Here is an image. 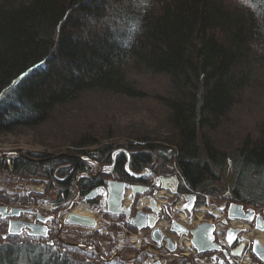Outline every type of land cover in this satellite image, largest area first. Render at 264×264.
Listing matches in <instances>:
<instances>
[{
  "label": "trees",
  "instance_id": "1",
  "mask_svg": "<svg viewBox=\"0 0 264 264\" xmlns=\"http://www.w3.org/2000/svg\"><path fill=\"white\" fill-rule=\"evenodd\" d=\"M149 75L165 82L164 92L153 95L167 110L169 154L154 155L163 146L150 143L130 146L112 161L113 147L104 145L100 156L3 157L0 170L19 181L46 180L55 204L76 194L80 182L73 178L88 167L83 155L112 163L114 179L127 176L125 166L174 173L161 170L172 164L184 182L213 196L210 182L217 180L225 152L210 132L264 75V0H0V133L38 125L85 91L141 98L146 90L135 79ZM232 156L231 199L264 206V125L246 134ZM34 196L17 193L14 199L29 203ZM5 198L2 193L7 206ZM38 239L7 234L0 240V264L140 260L102 259L93 250L66 243L56 248Z\"/></svg>",
  "mask_w": 264,
  "mask_h": 264
},
{
  "label": "rangeland",
  "instance_id": "2",
  "mask_svg": "<svg viewBox=\"0 0 264 264\" xmlns=\"http://www.w3.org/2000/svg\"><path fill=\"white\" fill-rule=\"evenodd\" d=\"M135 82L140 88L146 90H144L146 94H143L141 98L100 90L85 91L72 102L55 108L47 120L38 125L32 127L17 126L12 131L0 133V159L21 156L22 154L29 157V154H43L50 158L63 153L81 155L82 152H88V154L92 152V154L98 155L100 147L111 145L113 150L110 159L114 161L117 154L120 151L127 152L128 147H145L150 143L163 146L157 147L154 155H157L158 151L169 154L170 151L165 149L172 148L167 141L171 137L170 126L166 120L167 110L154 99L153 95L156 92L159 94L164 92L165 82L162 77L150 75L137 77ZM263 125L264 75L263 82L258 83L257 87L245 91L241 100L231 109L223 123L216 126L213 132H210L216 146L225 152L223 167L215 174L217 180L214 183L210 182V186L213 185L215 191H212L214 194L211 200L210 198L208 200V206H215L221 214H223L221 210L224 206L228 207L229 202L234 201L231 198L236 176L232 151L246 134L255 135L259 126ZM83 157L85 156L83 155ZM101 166L102 168L108 167V170L113 168L112 163L101 164L95 161L88 164L86 172L94 174L96 169ZM166 169L173 172L176 170L172 164H166L161 170ZM8 175L7 170H0V195L4 193L5 197L8 198V201H4V203L8 204V207L12 205L17 208L31 209L48 219L45 225L51 231L48 229L50 232L46 238L38 237L41 242L51 238L56 241V236H59L70 245L75 241L79 243L80 236H84L81 241L86 239V246L99 247L100 252L103 253L102 247L105 245L103 241L110 240L111 246L107 254L108 257L106 256L107 259L114 256L130 262L140 257L139 264H154L153 262H156L157 257L154 256L156 255L154 252H158L160 246H157V242L149 240V229H141L138 232L133 230L128 233L120 225L118 216L105 213L106 207L99 201L94 203L93 208H88L87 203L81 199H77L71 208L72 199L55 204L53 202L55 196L49 193L50 190H47L49 187L46 180L19 181L15 176ZM79 175L76 174V179ZM17 193L20 196L33 193L38 196L33 197L34 201L21 203L14 199V195ZM163 194L164 190L157 194L156 199L159 204L165 201V198L161 197ZM143 201L145 204L148 203V198L141 196L138 206H141ZM256 201L261 200L256 199ZM2 202L0 201V205H4ZM125 202H128V197ZM79 206L87 207L88 214L96 220V226L88 228L62 223L60 227V221L66 215L67 209L76 212ZM252 207L259 209V211L264 209V206L261 205L257 207L251 205ZM180 213L183 212L177 210L172 214L174 220L180 222ZM194 215L193 222H188L186 217V222L191 225L189 227L194 226L199 219L204 218L207 214H203V210L199 209L195 211ZM20 217L34 219V214H21ZM58 217L60 221H57ZM245 224L243 221H234L231 226H246ZM7 226L8 220L6 218L0 219V240L6 238ZM58 226L61 230L59 234ZM249 227L255 229L251 225ZM250 228L249 230L246 229L242 236L246 237V233L251 230ZM20 235L21 237L25 236L24 232ZM253 240L254 238L249 237L248 239L247 237V246H252ZM185 246L187 247L186 251L182 249ZM53 247L57 248L58 243L56 242ZM177 251L188 254V256L193 255L190 243L185 242V240L180 242V249L177 248ZM103 257L105 258V256ZM203 262L204 264H212L208 260ZM226 263L260 264V261L249 248H246L241 257H231ZM167 264H183V261L168 259Z\"/></svg>",
  "mask_w": 264,
  "mask_h": 264
},
{
  "label": "flooded vegetation",
  "instance_id": "3",
  "mask_svg": "<svg viewBox=\"0 0 264 264\" xmlns=\"http://www.w3.org/2000/svg\"><path fill=\"white\" fill-rule=\"evenodd\" d=\"M81 158L83 160H86L88 162V164L95 162L94 160H91L89 157H86V156L85 157L82 156ZM107 168H105V167L102 168V166H101L100 168L96 169V172L94 174L86 172V170H85L83 172L78 173L80 175L77 179L75 177L76 175L74 176V178H73L74 182H76V183H78V181L80 182V183H78V188H77V192H76V194L78 193V196L76 197L75 201L77 199L83 200V202L87 203L88 208H93L94 203H96V201H99V203H102L106 207V197H107V194L105 191L106 182L108 180L121 181V182L128 184L129 186H135V189L133 190V191H135L134 194L128 188L129 186L125 187V191L123 194V201H122V203L124 205L130 206L131 212H130V217L128 219H131L135 216L137 211H142L145 214L151 213V210L147 207V203L146 204L144 203L143 205L138 206V201L140 200L141 196H146L148 198V200H149V198H152V197L155 199L157 198L158 192L163 190L161 188V181L159 179L160 176H168V177L176 176L177 177L176 191H175V193H171L167 189L164 190V194L161 197H164L165 201L161 203L160 210L157 213L158 218L163 220L165 223H167V225H170L171 222L174 220L172 214H174L177 210L181 211L183 213H186L188 222H193L194 216H195L194 215L195 211H197L199 209L203 210V214L204 213L207 214L204 218L199 219V221L196 222V224L194 226H192V227L186 226V227L190 229V228L197 226L200 223H208V224L212 225L213 226L212 233H211L212 234V240L210 241L209 245H211V246L219 245L220 249H216V250L213 249V250L206 251V252H197L193 248V246L190 244V246L192 247L193 255L188 256V254L179 253L177 251V249L174 252H172V254H171L165 248V244H163L162 246L158 247V249H159L158 252H154L156 254L154 256L157 257V259L155 261L158 262L159 264H161V263L167 264L168 259H177V260L179 259V260L183 261V264H196L197 260H199L197 262L198 264H199V262H201V264H204V262H203L204 260H208V261L212 262V264H227L226 262L229 261L231 257H235V256L231 255V252L234 251V249L238 245H240L242 243L244 244L243 248L241 250V255L239 257H241L244 254V252L246 251V248H249L251 250L252 246H247V244H246L247 240H246L245 236H242V233L246 229L249 230L250 225L252 227H254L256 215H260L264 218V209H261L259 211V209L257 210L254 207L251 208L250 204L232 201L234 203L242 204L244 212L247 213L248 211H251L252 214L254 215V217L253 218L249 217L246 220L239 219V218H236V219L235 218H229V217H227V208L228 207L226 205L224 206L223 210H221V212L223 214L219 213L220 210L215 208V206H208V204H209L208 200H209V198L211 200L212 196L201 193L195 187H191L190 184L184 182L182 180L181 176L179 175L178 171L174 172V173H166V172L152 171V170L147 168V169H143L139 172H133V171L129 170L127 166H125V172H126L127 176L114 179L112 177L113 168L109 169V170ZM83 178H86L88 181L85 182ZM86 184H88V186ZM83 185L87 186V187L82 188ZM140 191H143V192L140 193ZM212 191H215V188H213ZM75 195L73 197H75ZM186 196H187V198H186ZM127 197H128V202L126 203L125 199H127ZM71 199H73V198H71ZM232 202L230 201L229 204ZM210 203H211V201H210ZM31 211L32 212L28 213V214H30V215L34 214V219H29V218L27 219V218H23V217H19V218L25 222L39 223L36 219V213H38V212H33V210H31ZM28 214H26V215H28ZM117 216H118V219L120 221V225L125 229L126 232L129 233L130 231H133V230H135V232L139 231V229L137 227L133 226L129 221H127V218L124 214H119ZM47 221H48V219H47ZM57 221H60L59 217L57 218ZM234 221H243L244 223H246L245 224L246 226L247 225H249V226H247V227L246 226H237V225L231 226L232 222H234ZM177 222H179V221H177ZM229 229H238L235 236L233 237V242L231 245L228 244V240H227V235H228ZM49 230H48V234L51 231V230L50 231ZM60 231L61 230L58 226V234ZM24 234H26V232H24ZM80 237H81L80 240H82V238H84V236H80ZM188 239H190V238L188 237ZM84 240L87 243L86 239H84ZM56 242L57 243H63L62 239L59 236H56V241L54 240L53 245H55ZM73 244H74V246L79 247L81 249L93 250L91 248L96 247L94 245L93 246L87 245L85 247H80L76 243H73ZM53 245H51V246H53ZM110 246H111V242L109 240H107L104 247H102L103 253L100 252V255L105 256V258L103 257L104 259H107L106 256L109 252ZM100 250L101 249L99 248V251ZM93 251H95V250H93ZM113 258H115V257L111 256L107 260H111ZM153 263H155V262H153Z\"/></svg>",
  "mask_w": 264,
  "mask_h": 264
},
{
  "label": "water",
  "instance_id": "4",
  "mask_svg": "<svg viewBox=\"0 0 264 264\" xmlns=\"http://www.w3.org/2000/svg\"><path fill=\"white\" fill-rule=\"evenodd\" d=\"M25 158H28L32 161H41L42 159H36L32 158L26 155H21ZM82 174V173H81ZM161 181V188L163 190H169L171 193H175L176 191V185H177V177L176 176H160L159 177ZM129 185L117 181V180H108L106 182V211L110 214L119 215L124 214L127 218V221H129L133 226L137 227L139 230L141 229H149V240L157 242V246H162L163 241H165V248L169 253L172 254L177 249L176 242L168 235L163 234L161 229L157 227V223L161 221V219L158 218L157 213L160 210L161 204L155 199V198H149L147 207L151 210V213L145 214L142 211H137L135 216L131 219H128L130 217V206L124 205L122 203L123 201V194L125 191V187H128ZM131 192L134 194L135 186H129L128 187ZM143 191H140L142 193ZM78 196V193L73 197L71 200L70 208L74 205L75 199ZM87 198V197H86ZM187 198V196H186ZM66 215L63 217L62 221H60V227L61 224L66 225H77L80 227H95L96 221L91 216L79 214L73 211H68ZM31 209H23V208H17V207H7L4 205H0V219H7L8 220V226H7V233L11 235H19L22 232H26L27 235L34 236V237H40V238H46L48 235V228L45 225L47 222V218L44 216H41L39 213H36V219L39 223H31V222H25L21 220L19 217L21 214H28L31 213ZM227 217L229 218H239V219H248L249 217L253 218L254 215L251 211H248L247 213L244 212L243 206L240 203H230L227 208ZM255 229L263 230L264 229V218L260 215L255 216ZM212 228L213 226L208 223H200L197 226L193 228H187L183 224L177 222L176 220H173L170 224V232L175 235H184L187 237L190 235L189 243L193 246V248L197 252H206L213 249H220L219 245L211 246L210 241L212 240ZM238 229H229L227 240L228 244L231 245L233 242V237L235 236ZM63 243L64 242L62 240ZM54 241L51 238L48 241H45V244L47 245H53ZM74 245V244H70ZM243 243L238 245L234 251L231 252L232 256L239 257L241 255V250L243 248ZM95 250L99 257L104 259L103 256L100 255V251L98 247L91 248ZM251 252L254 254V256L264 264V243H260L257 239H254L252 242ZM154 264H159L158 262H155Z\"/></svg>",
  "mask_w": 264,
  "mask_h": 264
},
{
  "label": "bare ground",
  "instance_id": "5",
  "mask_svg": "<svg viewBox=\"0 0 264 264\" xmlns=\"http://www.w3.org/2000/svg\"><path fill=\"white\" fill-rule=\"evenodd\" d=\"M145 201L141 202V205L142 203H144ZM77 213L79 214H83V215H87V216H91L87 209L86 206H79V208H77ZM186 213H180V223L183 224L184 226H191L190 224H188L186 222ZM157 227H159L161 229V231L163 232V234L165 235H168L170 236L177 244V248L180 249V242L184 241L185 242H189V239L188 237L190 238V235H188L187 237H185L184 235H175L173 233L170 232V225H167L164 221H159L157 223ZM247 237L249 239L250 238H254V239H257L260 243H264V229L263 230H258V229H251L249 232L246 233V240H247ZM183 250H187V247H182Z\"/></svg>",
  "mask_w": 264,
  "mask_h": 264
},
{
  "label": "built area",
  "instance_id": "6",
  "mask_svg": "<svg viewBox=\"0 0 264 264\" xmlns=\"http://www.w3.org/2000/svg\"><path fill=\"white\" fill-rule=\"evenodd\" d=\"M74 243L78 244L80 247H85L86 246L85 240H83V241L80 240L79 243H78V241H75ZM199 263H201V262H199Z\"/></svg>",
  "mask_w": 264,
  "mask_h": 264
},
{
  "label": "snow or ice",
  "instance_id": "7",
  "mask_svg": "<svg viewBox=\"0 0 264 264\" xmlns=\"http://www.w3.org/2000/svg\"><path fill=\"white\" fill-rule=\"evenodd\" d=\"M13 83H15V81L13 82ZM3 94H0V96H2Z\"/></svg>",
  "mask_w": 264,
  "mask_h": 264
}]
</instances>
